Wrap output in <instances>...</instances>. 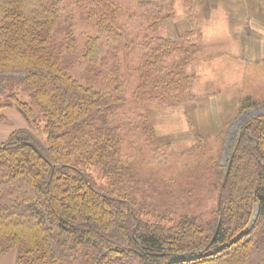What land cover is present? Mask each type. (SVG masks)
I'll use <instances>...</instances> for the list:
<instances>
[{
	"label": "trees",
	"instance_id": "16d2710c",
	"mask_svg": "<svg viewBox=\"0 0 264 264\" xmlns=\"http://www.w3.org/2000/svg\"><path fill=\"white\" fill-rule=\"evenodd\" d=\"M132 1L0 0V122L11 107L26 121L0 142V255L14 250L15 264H264V98L240 100L214 136L215 155L175 157L176 168L148 114L124 109L128 91L159 109L191 99L186 67L216 0L198 12L186 0L189 27L168 36L157 31L174 0ZM77 23L88 84L63 54L76 50ZM214 193L208 216L190 210Z\"/></svg>",
	"mask_w": 264,
	"mask_h": 264
},
{
	"label": "rangeland",
	"instance_id": "374dc122",
	"mask_svg": "<svg viewBox=\"0 0 264 264\" xmlns=\"http://www.w3.org/2000/svg\"><path fill=\"white\" fill-rule=\"evenodd\" d=\"M117 1L135 7L132 0ZM194 2L198 4L197 12L201 11V4L205 0H194ZM214 3L219 4L217 9L213 6L215 5L213 2H209L208 5L213 4L215 10H210V15L199 25L202 31L200 51L196 59L186 67L188 72L195 75L191 99L174 107L159 109L155 102L142 105L132 101L129 91L125 96V113L127 115L147 113L158 139L161 142L171 143L168 156L169 166L173 168L181 166L180 161L185 158L188 161L192 159L195 161L202 152L207 154L206 157L215 155L220 147L214 136L218 129L223 127L221 125L233 115L240 100L246 95L264 98V0H221L220 3L217 1ZM185 6L186 0H174L173 19L161 26L157 32L165 36L170 32L172 35L170 29L177 27L179 22L182 23L179 33L189 27L185 22ZM227 7L232 12L233 17L230 19L232 24L227 20ZM75 15L77 17L76 13ZM253 17L254 22L251 20ZM62 19L56 29V38L65 44L64 34L67 25ZM224 19L227 21V26ZM246 23L252 28L248 30V34L243 30ZM73 30L77 35L76 50L69 52L70 50L63 46L66 69L74 78L88 84L90 83L87 79L89 67L82 59L80 51L85 37L80 33L79 23ZM2 112L5 117L0 122V142L5 140L11 131L26 126V121L16 108H7ZM243 121L241 118L235 122L230 135L226 138L225 147L227 145L231 148L234 145L237 130ZM40 136L45 137L43 133H40ZM154 148L148 153V147L145 149V156L149 154L150 160L154 159L150 154ZM194 153H198L197 157L191 156ZM175 157L181 159L177 165L172 163ZM225 157L222 163H225ZM176 158L175 160H178ZM94 176L98 175L94 174ZM215 199V193L204 194L190 210L208 216L215 207ZM15 256L14 250L1 254L0 264H15Z\"/></svg>",
	"mask_w": 264,
	"mask_h": 264
},
{
	"label": "crops",
	"instance_id": "0c3cea01",
	"mask_svg": "<svg viewBox=\"0 0 264 264\" xmlns=\"http://www.w3.org/2000/svg\"><path fill=\"white\" fill-rule=\"evenodd\" d=\"M216 1H217L218 3H220L221 0H216ZM218 5H219V4L216 3V4L213 5V6L216 7L215 9H217ZM214 7H212L213 10H215ZM212 9H211V11H212ZM226 11H228V13H227V20H229V23L232 24V23L230 22V16L232 15V14H231L232 12L230 11V9H229L228 7L226 8ZM223 18H224V17H223ZM249 19H250V18H249ZM251 20L254 22V17L251 18ZM251 20H250V21H251ZM224 22L226 23V26H227V21H226L225 19H224ZM247 22H248V21H247ZM180 23H181V22H179V24H178L179 28L182 27V23H181V24H180ZM249 29H252V28H251V26L247 25V23H246L245 26H244V28H243V30H244V31L246 30V32H247V34H248V33H249V31H248ZM170 31H171L173 34H175V28H174V27L171 28ZM244 52H245V51H244ZM5 139H6V138H5ZM2 141H3V140H2Z\"/></svg>",
	"mask_w": 264,
	"mask_h": 264
},
{
	"label": "water",
	"instance_id": "95a60500",
	"mask_svg": "<svg viewBox=\"0 0 264 264\" xmlns=\"http://www.w3.org/2000/svg\"><path fill=\"white\" fill-rule=\"evenodd\" d=\"M36 150H37V148L36 147H34Z\"/></svg>",
	"mask_w": 264,
	"mask_h": 264
}]
</instances>
